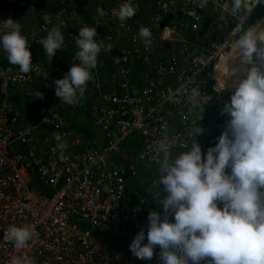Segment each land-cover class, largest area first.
I'll use <instances>...</instances> for the list:
<instances>
[{"label": "built area", "instance_id": "obj_1", "mask_svg": "<svg viewBox=\"0 0 264 264\" xmlns=\"http://www.w3.org/2000/svg\"><path fill=\"white\" fill-rule=\"evenodd\" d=\"M17 1L20 0H0V35L8 18L18 21L22 28L18 14L1 10ZM156 1L155 10L160 14L152 22H157V29L149 28L148 20H140L133 34L126 36L128 46L116 52L111 41L102 45L97 67L92 70L93 79L83 91L91 88L97 95L96 116L89 130L102 135L98 148L87 147L86 135L64 119L53 83L69 70L59 69L61 57L54 56L49 62L46 55L44 60L32 61L36 70L22 74L19 66L5 63L7 55L0 47V72L4 74L0 77V264H14L24 256L31 264H160L159 259L140 260L123 254L113 249L106 237L145 210L144 199L133 207L131 180L139 176V171L148 175L158 172L157 161L164 155L158 144H168L170 158L174 151L189 150L187 136L170 134L169 119L176 118L180 125L190 126L195 124L197 114L212 105L216 86L209 85V78L225 46L217 44L220 34H215L217 43L205 49H197L193 41L186 40L206 16L202 0ZM223 1L213 2L220 5ZM124 2L120 0L107 9L105 16L88 19L81 25L97 28L103 23L130 34V21L122 25L116 17ZM127 2L138 7L140 3ZM41 15L35 31L22 30L30 51L39 36L46 37L47 31L60 21L61 27L65 26L71 17L63 11H45ZM231 25L230 18H216L209 27L212 33H220L221 27ZM142 26L157 31L149 45L138 35ZM181 26L186 29L181 30ZM189 28L192 30L187 33ZM238 30L234 28L230 36ZM76 36L78 32L70 35L74 44ZM170 43L178 47L169 50ZM45 72L49 73L48 79L43 76ZM193 89L199 92L197 102L190 99ZM11 92L12 96L28 98L42 116L25 121L21 110L10 101ZM40 92L43 99L38 97ZM56 135L67 142L66 149L56 147ZM37 137L42 139L40 146L31 144ZM137 138L140 148L134 159L138 167L133 160L118 163L113 155L119 147ZM155 180L150 177L146 182L151 196L156 191ZM10 225L32 226L38 236L18 249L5 238Z\"/></svg>", "mask_w": 264, "mask_h": 264}, {"label": "clouds", "instance_id": "obj_2", "mask_svg": "<svg viewBox=\"0 0 264 264\" xmlns=\"http://www.w3.org/2000/svg\"><path fill=\"white\" fill-rule=\"evenodd\" d=\"M206 2L202 0L201 7ZM137 7L127 0L120 5L118 19L122 25L136 15ZM253 8L249 0L232 3L233 11L244 13L240 16L241 25ZM96 11L100 16L107 14L101 7ZM62 24L60 21L53 26L40 40L49 62L57 50L64 49ZM138 35L145 45L151 44L150 29L142 26ZM97 36L96 27L79 29L74 62L62 79L53 82L55 95L62 103L75 104L93 79L92 70L97 67L102 51V40L95 39ZM0 47L8 62L19 66L20 73L36 70L29 42L18 21L4 20ZM233 47L234 57L221 55L218 59V64L228 68L224 80L239 71L230 67V60L238 57L242 65L252 66L245 70L243 79L233 81L235 90L220 112L221 116L228 114L230 119L215 146L209 147L202 158L195 136L203 135L204 129L198 126L189 133L193 137L190 149L175 159L169 157L167 143L157 146L164 155L157 161L158 179L153 184L162 213L149 212L147 243H143L146 238L143 228L130 243L129 250L137 259L151 260L159 246L160 264H200L207 258H210L207 264H264V27L258 23L243 30ZM3 75L0 72V77ZM48 75L43 73L45 79ZM198 96V90L193 89L190 99L197 102ZM38 97L43 99V93H38ZM55 139L57 148H67L60 135ZM37 236L32 226L10 225L5 232V238L18 249ZM14 264H31V261L24 256Z\"/></svg>", "mask_w": 264, "mask_h": 264}, {"label": "rangeland", "instance_id": "obj_3", "mask_svg": "<svg viewBox=\"0 0 264 264\" xmlns=\"http://www.w3.org/2000/svg\"><path fill=\"white\" fill-rule=\"evenodd\" d=\"M119 1L120 0H20L19 2L17 1L14 5H6L7 8L2 6L1 10L4 13L9 12L13 14H18L22 20V30H25L27 32H33L36 30L35 28L37 27L40 18L42 19V12L46 11V14H51L52 12L54 13L57 11H63L66 16L70 14L71 17L68 18V21L66 22L65 26L61 27V32L65 37L64 49L57 50L55 54V56L61 57L62 64L58 67L60 70L64 71L67 67H70V65L74 62L72 60V56L74 55L75 51H77L76 45L70 39V35L74 32H79V29L83 27L81 25V22H86L88 19L92 20L99 19L102 17L97 13V7H101L105 10V12H107V9H110L111 6L114 7V5L117 4V2ZM139 1L140 3H138L139 7L136 11V15L133 18L128 19V21H130V24L128 25L131 29L130 34H127V32L124 33L118 27L116 28L101 23L96 28L98 36L95 39L102 40V45L106 44L108 40L111 41L112 44L115 46V51L117 52L120 51L123 47L129 45L126 42V36L133 34V29L134 27L138 28L137 23H139L140 20H148V24H151L149 28L156 30L157 22L152 21L156 19L157 14H160V12L155 10V5L157 4V1ZM213 1L214 0L207 1L206 4L203 6L204 10H206V16L204 17V19H202L203 23L200 24L197 30L189 33V37L186 36V40L191 42L193 41L197 49H205L209 47V44L216 42L214 39L215 34H220V37L218 38V43H216L223 44L225 46V49L222 54H225L226 58L233 57V55L236 54V49L233 47V45L235 41L239 38V36L243 34V30L255 26L258 23L261 24V27H264V0H261V2L258 3L257 0H249V3L251 5L252 2H256V5L254 6L252 12L247 15L242 25L240 22V16H243L244 13L242 12V10L233 11V0H224L220 5L214 4ZM225 4L226 6H224ZM142 5L143 8H141ZM222 7L225 8L222 10ZM116 17L118 18V13L116 14ZM216 18L218 20L220 18H230L231 23H233V25L227 28L221 27L220 33L216 31L212 33L209 25L212 23L213 19ZM237 22L238 24H236ZM90 27L94 26L91 25ZM236 27L239 28L238 33L235 36L231 37V32ZM179 28L181 30L186 29L182 26ZM189 30H192V28H189L187 33L189 32ZM156 32L157 31L151 33L156 34ZM174 34L178 36L180 35V32L174 31ZM223 37L224 39H222ZM40 40L41 37L39 36L37 39V43L33 47V50H31L32 61H36L39 59L44 60L47 55L42 44L40 43ZM170 44L171 46H169V50H171L172 47L173 49H176V47H178V44ZM253 58L255 60V54ZM6 62H8L7 59L5 60V63ZM251 66L252 65H248L247 69H249ZM216 68L219 70L220 78L214 81L215 70L213 71L212 76L210 75L209 78V85H216V90L212 92V94L214 95V100L211 106H209L203 112L197 114L196 118H194L195 124L184 127L176 121V118L169 119L171 122V129L169 131L170 134H181L182 136H187L189 149L191 147V142L193 139V137L189 136V133L196 126L202 127L204 129L203 135L195 136L196 142L199 143V145L201 146L202 158L206 156L207 149L209 147H214L215 144L218 142L217 137H219L221 133L225 130L226 121L230 119L228 114L221 116L220 112L223 109L224 105L230 101V97L235 90L233 81L243 79L245 77V74H242L240 73V71H238L235 75L231 77H226L224 80L223 77L224 74L228 71V68L226 66L218 64V62ZM217 69L215 73L216 76L218 75ZM137 74L138 72L136 73V75ZM55 75L59 76L58 73H56ZM40 83L41 80H39L35 86L37 91L40 90ZM88 89L89 90L85 91L82 96H78L75 104L69 105L66 103H61V108L64 112V119L69 120L68 122H70L76 130L82 131L84 135L85 132L91 134L95 133L94 135H92V138H85V143L89 148H98L99 144L101 145V142H103L102 135H98V133H96V131L94 130L93 133L91 130H89L91 120L96 116L97 106H95V104L97 102V95H94L91 88ZM10 95V101L12 103H16L15 105H18V108L21 110L25 118H40V116H42L37 106L33 105L28 98L23 97V95L21 94H15L12 96V92L10 93ZM91 134H88V136H90ZM138 141V138L133 139L130 142L120 146L117 152L113 155L114 159H117L118 163H128L129 160H133V164L138 167L135 161L136 151L140 148L138 146ZM181 152L183 151L177 150L172 152L173 154L171 159H175ZM226 171L230 173V169H226ZM150 177H156V179H158V172L154 173L153 175H148V173L142 174L139 171V176H135L131 180L132 187L130 189L132 190L131 192L135 201L133 207H136L134 205L137 204V201L144 199L146 205H144L143 207L145 210L140 211V213L138 212V215L130 223L124 225L123 227L116 230L112 234H109L106 237L113 249L129 256H133L129 250V245L134 239V236L142 228L145 231L146 236L145 241L143 243H147V225L149 223L147 217L149 212L157 211L162 213V205H160L157 199L155 198V192L153 196H151L152 192H150V189L147 190L145 188L146 182L150 180ZM162 187L163 186L161 185V189ZM163 195L164 193L161 191V198ZM218 206L222 207V205L219 204ZM169 219L171 221L173 220V217L170 215ZM159 252L160 247L156 246V248L154 249L153 258L159 259ZM208 259L210 258L201 261L200 264H207Z\"/></svg>", "mask_w": 264, "mask_h": 264}, {"label": "bare ground", "instance_id": "obj_4", "mask_svg": "<svg viewBox=\"0 0 264 264\" xmlns=\"http://www.w3.org/2000/svg\"><path fill=\"white\" fill-rule=\"evenodd\" d=\"M235 55H233V57H234ZM229 65H230V67H236V68H238L239 69V71H240V73H243V72H245V70L247 69V67H246V65H242L241 63H240V60H239V58L237 57V58H235L234 60H230L229 61ZM215 73H216V69H215ZM214 73V81H216V74ZM216 86V85H215Z\"/></svg>", "mask_w": 264, "mask_h": 264}, {"label": "crops", "instance_id": "obj_5", "mask_svg": "<svg viewBox=\"0 0 264 264\" xmlns=\"http://www.w3.org/2000/svg\"><path fill=\"white\" fill-rule=\"evenodd\" d=\"M39 60H41V59H39ZM16 104V103H15ZM17 107H18V105H16ZM28 120H30V118H26V120L25 121H28ZM88 134H90V133H88V132H85V135H87L86 137H87V139H90V138H92V136L90 135V136H88ZM37 140H34L33 141V143H31V144H34V145H36V146H40V142H41V138H39V137H37L36 138ZM138 143H139V141H138ZM155 259H157V258H155Z\"/></svg>", "mask_w": 264, "mask_h": 264}, {"label": "trees", "instance_id": "obj_6", "mask_svg": "<svg viewBox=\"0 0 264 264\" xmlns=\"http://www.w3.org/2000/svg\"><path fill=\"white\" fill-rule=\"evenodd\" d=\"M246 67L248 68V65H246ZM242 74H245L244 72Z\"/></svg>", "mask_w": 264, "mask_h": 264}]
</instances>
